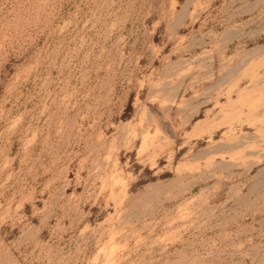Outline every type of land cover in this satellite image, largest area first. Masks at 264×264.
I'll return each mask as SVG.
<instances>
[{
    "label": "rangeland",
    "instance_id": "rangeland-1",
    "mask_svg": "<svg viewBox=\"0 0 264 264\" xmlns=\"http://www.w3.org/2000/svg\"><path fill=\"white\" fill-rule=\"evenodd\" d=\"M0 264H264V0H0Z\"/></svg>",
    "mask_w": 264,
    "mask_h": 264
}]
</instances>
